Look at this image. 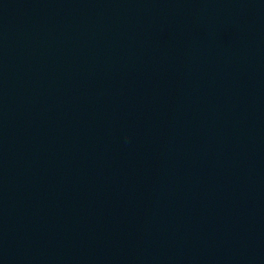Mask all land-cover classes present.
Wrapping results in <instances>:
<instances>
[{
	"label": "water",
	"instance_id": "obj_1",
	"mask_svg": "<svg viewBox=\"0 0 264 264\" xmlns=\"http://www.w3.org/2000/svg\"><path fill=\"white\" fill-rule=\"evenodd\" d=\"M0 264H264V0H0Z\"/></svg>",
	"mask_w": 264,
	"mask_h": 264
}]
</instances>
